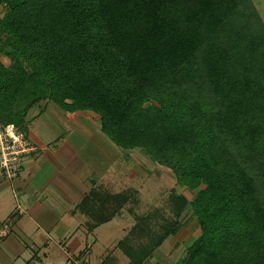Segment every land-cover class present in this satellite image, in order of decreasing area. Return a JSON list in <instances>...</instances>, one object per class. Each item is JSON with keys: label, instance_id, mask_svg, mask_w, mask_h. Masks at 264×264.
<instances>
[{"label": "trees", "instance_id": "16d2710c", "mask_svg": "<svg viewBox=\"0 0 264 264\" xmlns=\"http://www.w3.org/2000/svg\"><path fill=\"white\" fill-rule=\"evenodd\" d=\"M0 54L5 123L26 125L42 100L94 111L116 144L197 189L154 208L166 220L143 252L131 244L137 219L118 243L128 264L175 232L188 205L200 235L179 264H264V20L253 0H10Z\"/></svg>", "mask_w": 264, "mask_h": 264}, {"label": "crops", "instance_id": "0c3cea01", "mask_svg": "<svg viewBox=\"0 0 264 264\" xmlns=\"http://www.w3.org/2000/svg\"><path fill=\"white\" fill-rule=\"evenodd\" d=\"M8 1L0 0V17L5 14ZM0 61L8 64L10 59L0 54ZM43 108L38 116L45 114ZM64 112L77 114L76 117L85 113ZM90 112L100 120L96 112ZM58 113L61 117L62 113ZM97 125L102 129L101 123ZM52 128L54 136L47 144L29 133L39 145L38 152L27 157L17 180L0 184V228L5 220H13L9 233L0 236V264H80L79 256L86 246L89 250L83 254L88 264H128L130 258L118 243L131 236L136 223L131 220L128 208L135 193L131 188L135 157L134 153L128 156L121 152L129 153L134 148L109 146L104 139L97 138L107 148L101 155H87L76 149L59 128ZM88 194L91 198L87 201ZM118 194H122L120 205ZM161 207L165 204L156 208ZM181 217L182 214L177 217L175 232L142 264H179L186 250L185 245H176L184 239L177 227Z\"/></svg>", "mask_w": 264, "mask_h": 264}, {"label": "rangeland", "instance_id": "374dc122", "mask_svg": "<svg viewBox=\"0 0 264 264\" xmlns=\"http://www.w3.org/2000/svg\"><path fill=\"white\" fill-rule=\"evenodd\" d=\"M253 2L264 20V0H253ZM41 107H45L43 108L45 114L42 117L37 115ZM58 112L62 113L61 117H59ZM76 115L77 114L72 113L67 115L66 112L60 110L54 102L42 100L40 104L32 108L30 112V121L24 126L17 125L26 131L31 138L32 136L29 133L32 132L46 144L50 138L54 136V129L52 127H57L64 133L63 136L74 144L76 149L80 148L84 153H87V155H89V153L101 155L105 151V148H107L104 144L98 143L97 138L104 139L105 143L109 146H118V144L99 128L97 124H100V120L97 119L98 116L95 115V113L85 111V113H81L77 117ZM63 121H66L67 124L63 123ZM36 152H38V150ZM142 152L144 151L139 148H134V150L129 151V153L121 152L122 155L127 154L128 156L134 153L135 157H133L135 160L132 164L134 166V174L133 183L131 185L135 193L133 192L132 194V201L129 202L128 208L131 220L136 222L138 219L139 225H142V229H137L134 238L132 241L130 240L131 244H133V248L138 252H143V247L147 244L154 246L156 241H154L152 237L155 236L154 234H160L163 230V223L166 217H164V215L161 217L157 211H154V208L163 206L164 204L166 206V202L169 201L171 194L181 192L187 194L189 198H192L197 191V189L190 190L179 184L170 168L156 163V161L151 158L150 160L146 159L145 152ZM90 198L88 194L85 199L88 201ZM168 208L166 209L167 212ZM167 212L166 215H168ZM146 216H148L147 219L145 218ZM177 227L181 229L184 239L177 241L176 245H185L187 249L200 235V224L189 205L183 211L180 224ZM103 231H105V229H103ZM88 250L89 248L86 246L83 252L87 253ZM83 252L81 251L78 261L80 264H88L85 262ZM120 257H124V255L121 254Z\"/></svg>", "mask_w": 264, "mask_h": 264}, {"label": "built area", "instance_id": "2783aa9c", "mask_svg": "<svg viewBox=\"0 0 264 264\" xmlns=\"http://www.w3.org/2000/svg\"><path fill=\"white\" fill-rule=\"evenodd\" d=\"M39 145L16 123H5L0 117V184L17 180L25 167L27 157L36 152ZM18 205V210H21ZM0 235L9 233L12 219L4 221Z\"/></svg>", "mask_w": 264, "mask_h": 264}]
</instances>
